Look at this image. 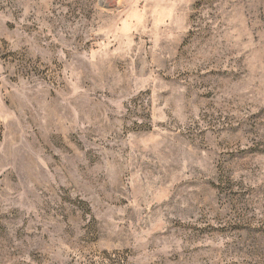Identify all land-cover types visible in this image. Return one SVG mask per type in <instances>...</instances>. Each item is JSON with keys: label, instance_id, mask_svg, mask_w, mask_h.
<instances>
[{"label": "rangeland", "instance_id": "rangeland-1", "mask_svg": "<svg viewBox=\"0 0 264 264\" xmlns=\"http://www.w3.org/2000/svg\"><path fill=\"white\" fill-rule=\"evenodd\" d=\"M0 264H264V0H0Z\"/></svg>", "mask_w": 264, "mask_h": 264}]
</instances>
